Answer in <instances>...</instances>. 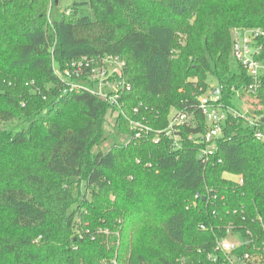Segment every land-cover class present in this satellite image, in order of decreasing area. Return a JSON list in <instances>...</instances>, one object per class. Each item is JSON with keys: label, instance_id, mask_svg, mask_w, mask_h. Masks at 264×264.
<instances>
[{"label": "trees", "instance_id": "trees-1", "mask_svg": "<svg viewBox=\"0 0 264 264\" xmlns=\"http://www.w3.org/2000/svg\"><path fill=\"white\" fill-rule=\"evenodd\" d=\"M58 3L0 0V264H227L208 255L228 227L264 247V143L230 118L202 163L207 122L192 96L213 81L223 106L240 109L238 93L264 116V76L245 96L232 54L233 30H264V0H72L50 21ZM111 54L131 87L123 112L138 109L146 139L127 143L122 113L96 95L64 92L67 65ZM172 110L195 118L179 149L153 141Z\"/></svg>", "mask_w": 264, "mask_h": 264}, {"label": "built area", "instance_id": "built-area-1", "mask_svg": "<svg viewBox=\"0 0 264 264\" xmlns=\"http://www.w3.org/2000/svg\"><path fill=\"white\" fill-rule=\"evenodd\" d=\"M232 54L235 62L246 69L250 82L245 87L244 94L254 96L262 87V77L264 76V30L259 28H245L244 30H233ZM124 60L118 55H104L94 58H82L78 62L67 65L59 76L65 83L66 91L69 92H89L96 95L101 100L107 102L122 113L128 123L130 130V141H139L147 138V134L152 131L149 125L139 117L138 109H133V117H127L124 112L123 99L129 93L131 87L124 79ZM217 89V94H213ZM200 91L202 89L200 88ZM220 89L209 87L205 93L192 95L195 99L196 107L201 113L207 127L204 133L199 134V139L195 142L200 143L198 158L206 164L214 156L216 141L221 135V129L225 122L230 118L242 122L244 125L255 127V138L264 143V133L258 131L264 125V116L250 113L244 100L239 99V94L235 97L241 108L223 106L219 101ZM167 125L159 131L153 132L154 142H159L161 137L172 138V147L180 148V128L195 127V118L187 112L172 110L168 117ZM189 141H193L192 135L188 136ZM238 184L242 185L241 179H237ZM201 229H204L201 226ZM227 237L216 240L212 249L213 253L208 255V260L216 262L218 256H223L227 264H264V247L258 249L251 241H244L239 235L233 233V229L228 227ZM247 246L250 253L237 255V249Z\"/></svg>", "mask_w": 264, "mask_h": 264}, {"label": "rangeland", "instance_id": "rangeland-1", "mask_svg": "<svg viewBox=\"0 0 264 264\" xmlns=\"http://www.w3.org/2000/svg\"><path fill=\"white\" fill-rule=\"evenodd\" d=\"M72 0H59L58 6L50 13V21H58L60 19L61 13H63L71 4ZM185 41V37L181 34H177V38H176V44H184ZM212 83L210 85V87L214 86L215 87V83L212 81L210 82ZM104 131L106 136L108 134H111L112 137H115V133H114V128H113V122L109 119L106 123V125H104ZM114 141L113 138L111 137H107V141H105L103 144L100 145L99 148L106 150L110 144H112ZM96 148H93V151H96ZM104 234H106L105 231H103Z\"/></svg>", "mask_w": 264, "mask_h": 264}, {"label": "water", "instance_id": "water-1", "mask_svg": "<svg viewBox=\"0 0 264 264\" xmlns=\"http://www.w3.org/2000/svg\"><path fill=\"white\" fill-rule=\"evenodd\" d=\"M218 90L214 89L213 94H217Z\"/></svg>", "mask_w": 264, "mask_h": 264}]
</instances>
